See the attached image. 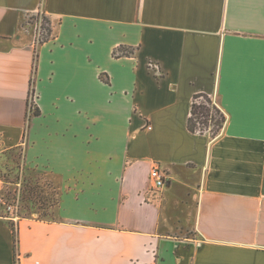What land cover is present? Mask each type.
<instances>
[{"label": "crops", "instance_id": "obj_1", "mask_svg": "<svg viewBox=\"0 0 264 264\" xmlns=\"http://www.w3.org/2000/svg\"><path fill=\"white\" fill-rule=\"evenodd\" d=\"M201 92L227 116L216 136L188 127ZM36 126L85 135L50 154L57 218L16 220L19 264H264V0H0V148L31 153Z\"/></svg>", "mask_w": 264, "mask_h": 264}, {"label": "rangeland", "instance_id": "obj_2", "mask_svg": "<svg viewBox=\"0 0 264 264\" xmlns=\"http://www.w3.org/2000/svg\"><path fill=\"white\" fill-rule=\"evenodd\" d=\"M43 20V19H42ZM29 21L34 22L35 27V17H30ZM47 35V31L45 29H41V38L45 37ZM39 110L38 108L33 105L31 108V114H30V123H29V130H31L32 121L35 116L38 115ZM37 130L39 133H41V142L36 144L35 148L32 150V152H29V144L27 143L25 146H22V148L19 149H7L2 150L0 148V196L3 198L4 202L14 204L16 202V205L19 204L20 199V192L19 189L16 192V187H21L19 184H15V181L20 182H31L38 180L41 184V187L43 189V194L49 196V186L54 185L55 187H58V191L60 192L58 197L60 199V202L58 204V207L51 209L47 208L46 211H41L40 216H46L48 219L57 218L59 215L60 205H61V198L63 194V176L55 171L53 168H51L52 160L49 159L51 157V152L54 150H62L63 147H71V144H67L65 142V138H62V135H69V132L76 131V135L83 136L85 135L83 133V129L76 127H71L68 133H61L60 129H56L55 127H50L49 129L44 127H37ZM212 126L209 127L207 130L208 133H212ZM30 132L28 136L30 135ZM81 146V151H85L86 148L84 144L79 145ZM33 151H35L33 153ZM33 183V182H32ZM49 185V186H47ZM11 193L12 199H7L6 194ZM14 197L16 199H14ZM49 202H47L48 204ZM5 204V203H4ZM24 203V207H25ZM14 208V207H13ZM12 209L10 211L12 212ZM6 209V204L4 206H0V216H6L8 215ZM31 210L25 209L23 210V215L25 214H31ZM45 214V215H44ZM16 226L18 221L11 220Z\"/></svg>", "mask_w": 264, "mask_h": 264}, {"label": "trees", "instance_id": "obj_3", "mask_svg": "<svg viewBox=\"0 0 264 264\" xmlns=\"http://www.w3.org/2000/svg\"><path fill=\"white\" fill-rule=\"evenodd\" d=\"M39 18V15H37ZM36 16V17H37ZM42 29L47 31V35L41 38V43L46 41L52 36V26L51 21L49 20L46 15H43V20L41 24ZM131 53V50L125 46H120L119 49L114 51V56L120 55H127ZM36 67V65H35ZM38 113V111H37ZM227 121V116L223 111L222 107L219 103L213 98L211 95L207 93H197L193 97L192 107H191V114L188 120V127L193 133H200L204 134L207 133L209 127L212 126V136L218 135L221 130L224 128ZM19 149V148H12V150ZM33 182V183H32ZM16 185L19 184L21 187H16V192L19 189L20 192V199L19 204L13 208L12 212L7 209L8 215L6 217L11 218L14 221L13 217H18V219L27 218L31 216H36L39 219L45 220L48 219L46 216H40L41 211H46L47 208H51L55 210L58 207L60 199L58 197L59 191L58 187L54 185H47L49 186V196L43 194V189L41 184L38 180L31 181V182H20L15 181ZM11 193L6 194L7 199H12ZM14 199H16L14 197ZM47 202H49L47 204ZM24 203L27 204L24 207ZM3 202H0V206H4ZM28 209L31 210V214L23 215V210ZM45 215V214H44ZM10 225L13 229L14 234V246H15V264L18 263V253H17V246L19 241L18 236V227L11 222Z\"/></svg>", "mask_w": 264, "mask_h": 264}, {"label": "built area", "instance_id": "obj_4", "mask_svg": "<svg viewBox=\"0 0 264 264\" xmlns=\"http://www.w3.org/2000/svg\"><path fill=\"white\" fill-rule=\"evenodd\" d=\"M39 19H40V24L39 26L37 25V33H36V46L38 44L41 43V24H42V19H43V15L41 14V12L39 13ZM152 68L154 69L155 73H157L158 75H161V70L159 68V66L157 64H151ZM34 104L31 105V108ZM31 114V109L29 112V115ZM148 128H152L151 125H147ZM149 179L151 181V185L153 188L156 189H162L164 187H166V185L168 184V177L166 172L159 166V165H154L153 168L150 171V176ZM0 202H3L6 204L7 209L10 210L13 207H16V202L14 204L11 203H6L4 202L3 198L0 196ZM13 219L16 221L18 220V217H13Z\"/></svg>", "mask_w": 264, "mask_h": 264}]
</instances>
